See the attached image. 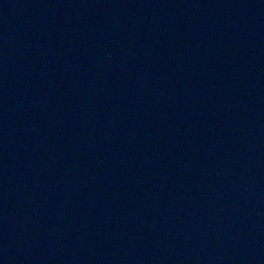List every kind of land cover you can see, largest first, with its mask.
I'll list each match as a JSON object with an SVG mask.
<instances>
[{
    "label": "water",
    "instance_id": "obj_1",
    "mask_svg": "<svg viewBox=\"0 0 264 264\" xmlns=\"http://www.w3.org/2000/svg\"><path fill=\"white\" fill-rule=\"evenodd\" d=\"M0 264H264V0H0Z\"/></svg>",
    "mask_w": 264,
    "mask_h": 264
}]
</instances>
